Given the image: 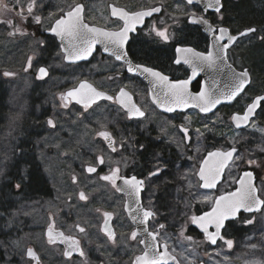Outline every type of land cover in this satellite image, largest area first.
<instances>
[{
	"label": "flooded vegetation",
	"instance_id": "flooded-vegetation-1",
	"mask_svg": "<svg viewBox=\"0 0 264 264\" xmlns=\"http://www.w3.org/2000/svg\"><path fill=\"white\" fill-rule=\"evenodd\" d=\"M98 1L102 2L103 0H90V4H100ZM3 2L7 4L8 10L0 9V21H3L0 22V40L3 43L4 49L3 60L6 61L8 59L5 63V68L13 70L1 73V83H14L18 80L17 78H25V81H30L34 87L39 88L43 86L46 91V97H48V94L54 96V101H56L59 106L61 105L59 99L60 93L77 87L79 83L87 80L80 81L74 87L72 86L70 88L64 86L59 88L58 91H55V85L51 81V78L55 76L54 73L61 70L66 71L67 68H70L72 65L67 64L66 60L62 58L63 53L59 47V41L50 34L47 29L54 26L55 21L64 17L66 12L76 4L84 5V21L87 24L114 32L120 31L124 23L120 19H113L111 17V6L123 9L129 14L159 8V12H154L151 17L146 18L142 26L136 29V33L130 35V40L126 45V49L128 50V58L134 65L140 64L143 67H149L155 71H159L162 75L167 76L173 83L190 78L189 68L182 62L177 64L176 60L179 59L183 61L185 55L191 54L177 51V49H192L194 52H201L204 54H207V52L211 50L213 34L208 32L204 25L193 24L191 22V13H195L197 17L203 16L213 27H224L228 29V36H238L239 33L247 30L242 29L243 23L241 20L232 17L230 7L233 4L232 0H221L223 7L220 13L205 8V6H202L199 2L189 5L187 0H108L107 9L110 27L88 22L86 16L88 13L89 0H78L74 4H72V0H37L35 13L41 16V24H36L31 17H28L26 20L21 19V15L17 11L16 0H3ZM29 2L30 0H20V5L26 6ZM24 15H27L26 8ZM221 16L222 19H220ZM8 21H11V24L7 23ZM16 29H19V31H15ZM165 29H167L168 34L167 40H164L156 34L157 31H163ZM14 31L15 35H11L10 33ZM215 35L218 36L219 32H216ZM40 40H44L45 44L40 45L38 43ZM246 40L247 37L238 39L235 45L227 50L228 62L239 72L245 70L249 71L245 65L247 62ZM222 43L228 44V41L223 40ZM30 58L31 67H28ZM98 58L110 68L107 73V81L110 83H118L115 84L116 91L106 92L99 89V87L91 82H87L92 84L100 92L112 96L114 100L121 89L128 91L132 95L135 104L141 108L145 115L142 118H129L127 112L120 107L117 102H114V100L101 101L90 107L87 111H84L83 107L75 105L72 102L69 104L68 108L60 106L64 111L74 109L80 113H89L95 107H103L106 108V110H112L109 118V128L99 131H109L115 139L116 147V151H112L108 142L97 135L99 132L97 131L95 134V147L92 144H87V146L84 145L79 148L78 152L76 149L72 155L66 158V162L72 164L70 172L75 175V179L72 180V194L70 193L67 198L68 207L71 209L70 213L74 215L80 208H84L79 214L84 218L87 226L90 227L98 223L97 227L100 229V232L111 244H114L113 241L103 231L106 220L104 213H111L112 218L109 221L115 235V220L117 218V213L118 215L120 214V216L123 215L129 223L131 238V234L135 232L136 228L131 223L126 213V195L123 191H117V188L113 187L109 181L101 179L102 176L110 175L111 169L119 167L121 179L116 181V185L124 189L125 192L130 193L124 185V179H131L135 176L137 179L144 180L143 189L141 190V204L145 211L154 213L149 221V231L157 236L159 245H165V242L161 240V234L164 230V232H166V226L175 225V228L171 229L172 232H177L175 235H180V238L184 242L190 243L197 248L212 247V249H214L220 247L225 253H230L231 249L235 247L236 241L234 238L237 237L239 230L245 229L247 226L241 221L249 217H255V215H240L239 219L235 222L228 223L231 227L223 230L222 235H224L225 239L233 241L232 248H228L224 241L220 239L215 246L209 245L207 239L194 229L190 219L192 215L199 216L209 211L213 206L212 202L210 208L202 210V212L199 213L197 201L200 194L214 195V201L218 196L232 192L236 187L235 182L230 190L220 192L222 185L226 182V174L229 168L224 175L223 182L217 190L205 191L201 187L199 179L201 164L208 153L218 149H207L203 154H199L200 142L198 134L195 132L198 126V116H208L201 115L197 111H188L186 113L177 112L173 114L160 112L151 102L149 89L146 83L140 78L127 73V65L124 62L106 56L100 50L96 51L90 61L80 65L88 66ZM40 67H46L48 69L49 75L44 79L37 78L38 69ZM5 73H11L12 75H5ZM197 81L199 83H197ZM201 85L202 78H198L191 85L192 93H199ZM248 89L240 98L247 93ZM240 98L230 106L221 107L212 115H220L225 121L224 124L230 128L232 123L231 113L228 111H231L232 106L235 105ZM142 99L148 101L146 102L151 110H146V108L143 107L141 103ZM49 102L52 103V101ZM244 110L234 112V114H241ZM108 112L109 111H107V113ZM193 112L197 113L198 116L190 119L189 117ZM234 114H232V116ZM91 125L94 131L95 128H97V121L92 122ZM181 128H186L188 130V137L190 139L185 138L184 133L180 130ZM213 141H215L214 137L206 142L209 143ZM204 147L208 148L210 145L207 146L205 143ZM101 156L104 157L103 164H100L98 160V157ZM157 165L163 170L158 176L150 177V171ZM89 166L96 167V172H88L87 169ZM36 167L38 168L37 170L41 172V166L37 165ZM238 179L236 181H238ZM258 182L257 179V185ZM77 185H80L81 188H76ZM83 189L85 192L82 191ZM81 192L87 197L86 200L80 199ZM50 195L49 192L48 196L40 197L39 194H35V197L37 202L41 201L43 203L46 200L51 202L55 196L54 193L52 196ZM103 197H106V199L110 201L113 212L105 207L107 204L104 205ZM174 216L178 217H176V220H178L176 223L172 220ZM160 224H163L164 227L160 228ZM49 227H52L53 230H61L66 236L79 240L80 248L83 252L85 245L88 244V239L84 240L74 235H67L62 229L57 227L54 218L50 215L46 227L42 229L44 230L47 247L52 248L53 252L57 253V256H46L33 248H28L36 252L39 257V264H68L73 259H82L86 262L94 259L93 256L87 254V252H84V256L79 255L71 257V259L66 258L64 255L66 251L65 247L50 244L48 242L46 232ZM82 233L86 235L85 231ZM188 237H191V240H189ZM133 241L139 242L141 246L142 240L140 237L136 236V239ZM169 252L175 256L170 250ZM13 263L37 264V261L30 260L26 256L25 261L18 260L15 262L13 261Z\"/></svg>",
	"mask_w": 264,
	"mask_h": 264
},
{
	"label": "rangeland",
	"instance_id": "rangeland-1",
	"mask_svg": "<svg viewBox=\"0 0 264 264\" xmlns=\"http://www.w3.org/2000/svg\"><path fill=\"white\" fill-rule=\"evenodd\" d=\"M77 1L72 0V4ZM250 2L262 4L264 7V0H250ZM99 3L90 4L89 0L87 20L92 24L110 27L108 0ZM246 41V49L259 47L258 36H248ZM2 44L0 40V173H2L0 174V264L25 261L28 248H33L46 256L56 257L57 253L47 247L42 229L46 227L50 215L54 218L57 227L67 235L88 239L84 252L92 255L94 259L88 262L73 259L68 264H134L136 257L142 253V248L139 242L131 240V229L125 216L117 213L116 242L111 244L100 232L98 223L87 226L86 221L79 214L84 208H80L72 215L67 204V198L70 193L72 194V180L75 179V175L70 172L72 164H68L66 158L76 149L78 152L84 145L92 144L95 147V134L101 129L109 128L112 110L95 107L89 113H80L74 109L64 111L54 101V96L48 94L46 97L43 86L34 87L30 81H25V78H17L14 83H1V73L13 70L5 68L8 59L3 60ZM248 60L249 58L246 61ZM109 70L108 65L98 58L88 66L77 65L67 68L66 71H56L51 81L55 85V91L64 86L74 87L80 81L87 80L101 90L115 92V84L118 83L107 81ZM263 89V85L259 82L255 85L254 81L252 82L247 93L233 106L235 108L228 111L231 113V122L232 114L237 108L244 110L258 96L257 94H262V91L264 93ZM257 90L262 91L259 93ZM146 101L141 100L143 107L151 110ZM196 116L198 114L193 112L189 118L193 119ZM198 117L195 132L200 142V155L211 148L228 150L235 145L239 149L227 171L226 182L220 192L230 190L240 173L245 168L252 167L253 164L247 163L249 159L260 160L262 163L259 169L260 182L261 177H264V152L260 151V148L264 147V105L252 122L255 127H248L244 131L235 130L232 123L228 128L220 115ZM49 119L55 122V128L48 125ZM94 121H97V128L93 131L91 124ZM213 137L215 141L206 142ZM204 142L210 147H204ZM37 165L41 166L42 177L49 186L50 196L54 193L55 197L51 202L47 200L43 203L37 202L34 192L27 186L30 174L39 173ZM17 183L21 185L19 189L15 187ZM78 187L80 185L76 188ZM82 191L85 192L84 189ZM48 194L43 192L40 197ZM103 198L104 205L107 204L105 207L113 212L110 201L106 197ZM214 198L211 194H200L197 201L199 213L210 208ZM176 217L172 219L174 223L178 221ZM254 218L253 224L239 230L237 237L234 238L235 247L230 253H225L220 247L197 248L184 242L180 235H175L177 232H172L171 229L175 228V225L166 226V232L165 230L162 232L161 240L167 244L181 264H260L264 262V212L255 215ZM80 227L85 229L86 235L79 231ZM253 245L256 247L253 248Z\"/></svg>",
	"mask_w": 264,
	"mask_h": 264
},
{
	"label": "snow or ice",
	"instance_id": "snow-or-ice-1",
	"mask_svg": "<svg viewBox=\"0 0 264 264\" xmlns=\"http://www.w3.org/2000/svg\"><path fill=\"white\" fill-rule=\"evenodd\" d=\"M189 5L196 3V0H187ZM17 11L21 15V19L26 20L31 17L36 24H41V16L35 13L37 7V0H30L26 6L20 5V0H16ZM205 8L214 9L216 13H220L223 7L221 0H207L204 5ZM26 8L27 15H24ZM0 9L8 10L7 4L0 0ZM159 8L151 9L150 11H142L133 14H129L124 11H117L115 8L112 10L114 16L119 17V19L124 21L123 28L118 32L107 31L95 27H89L88 24L84 22V5L76 4L70 10H68L64 17L59 18L55 21L54 26L47 29L54 37L58 38L60 41L59 47L63 53V59L67 60L69 63H76L78 61L87 60L92 56L93 52L96 51V45L101 44L104 47V51L108 52L110 55L114 56L118 61H124L127 65V71L134 74L145 75V78L152 77L155 80L156 87L161 89L160 96H153V101L158 103L160 107L163 108L165 112H173L176 108H188L195 107L199 108L201 112H209L219 103L221 100L231 101L236 98L245 88V86L250 83L249 73L245 70L240 73H235L233 71V85L231 90L228 92H219V85L213 82L212 90H209L207 82L204 85V90L199 91L198 94H193L189 91V85L199 74L200 66L204 65L208 68L217 69L220 64L226 62L227 48L235 43L236 36H228V29L224 27H213L207 19L203 16L197 17L195 13H191L193 24H201L206 27V30L213 34V39L215 41L214 47L218 48V53L209 51L207 54L201 52H194L192 49H177V51L183 53H190L191 55H185L183 57V62L188 64L192 68L191 78L177 81L175 83L171 82L169 78L162 75L161 72L155 71L149 67H143L140 64L133 65L131 60L128 58V50L126 45L129 40V33L136 30V25L138 23H143V20L147 16H151L153 12H159ZM222 19V16L220 17ZM3 22V21H0ZM7 23L11 24V21ZM15 31H19L16 29ZM15 31L10 33L15 35ZM255 28H249L244 32L239 33L240 36H246L248 33L255 32ZM219 32L216 36L215 33ZM157 36L162 37L164 40L168 39L167 29L163 31H157ZM227 36L228 44L222 43V41ZM264 39V37H261ZM40 45H44L45 41H38ZM59 55V53H58ZM181 61L178 59L176 63L179 64ZM28 67H31V58L28 61ZM227 67L231 68L230 65ZM5 75H12L11 73H5ZM49 75L48 69L46 67H40L38 69V79H44ZM197 83H199L197 81ZM59 99L61 101V107L68 108L69 104L75 101L76 104L81 105L84 111H87L93 104L98 100H114L112 96H108L103 92L97 91L91 84L87 81H83L78 87L67 90L66 92L59 94ZM264 101V96L256 98L248 107L246 114L242 117L237 115L234 117L236 121V126L239 128L244 127H255L251 123V118L255 115L256 109L261 106V102ZM114 102H118L124 109H126L129 118H142L145 113L132 102V97L130 93L121 89L118 96L115 98ZM50 127L55 128L56 124L52 119L47 121ZM186 139L188 137V130L186 128L180 129ZM199 132V129H197ZM105 141L108 142L109 147L112 151H116L115 139L109 131H99L97 133ZM235 145L231 147L230 150L223 151L217 150L208 153V158L204 160V167L199 169V178L203 182L202 187L206 189L215 188L216 184L220 181L224 169L228 167L229 163L233 161L235 154L237 152ZM261 152H264V147L260 148ZM242 158V157H241ZM99 163H104V157H98ZM213 161L210 165L209 162ZM249 165L256 164L259 167L257 161L249 159L247 161ZM96 167L89 166L87 171L92 173L96 172ZM163 169L157 165L154 167L149 176H158ZM110 175L102 176L101 179L109 181L113 187L117 188V191H123L117 187L116 181L121 179L119 175V167L111 169ZM2 174V173H0ZM26 178V177H24ZM124 185L130 191V194H134L137 198L140 191L143 189L144 180L137 179L133 176L131 179H124ZM239 184V188L227 195H220L218 199L213 201L214 207L210 212L205 213L202 216L192 215L190 217L191 222L197 225L202 231L207 235L208 240L215 244L217 239L223 240L228 248L233 247V241L230 239H225L224 235L221 234L222 230H226L231 225L227 222L230 220H235L244 211L246 213H262L264 212V177H261L259 185H257L256 177L252 171H245L243 176L235 181ZM17 189L21 187L20 183L15 185ZM80 199L86 200L87 197L83 192L80 193ZM207 199V197H206ZM138 207H139V202ZM143 211V216L140 219L141 223H145L149 217H152L154 213L151 211ZM105 220V232L109 238L116 242L115 233L108 227V221L112 218L111 213H104ZM255 222L254 217H249L243 221L245 225H250ZM214 226L215 231L209 232V226ZM160 228L164 225L160 224ZM80 232H84L83 227L79 228ZM183 234V233H181ZM48 242L50 244L55 243L57 240L60 242H68V250L64 252V255L71 259L73 252H78L80 256H84L83 250L80 248L79 240L73 239L72 237H64L63 233L53 234L52 227L48 229ZM153 240V249L157 246L155 244L156 235L149 233ZM131 239H136V233L131 234ZM191 240V237H188ZM256 246L253 245V248ZM26 255L37 261L39 264V257L35 254L32 249L26 250ZM168 252L167 244L164 245V252L160 254L159 252L153 251L152 255H149L148 251H145L143 255L136 257L135 264H168L167 262ZM264 264V262H260Z\"/></svg>",
	"mask_w": 264,
	"mask_h": 264
},
{
	"label": "water",
	"instance_id": "water-1",
	"mask_svg": "<svg viewBox=\"0 0 264 264\" xmlns=\"http://www.w3.org/2000/svg\"><path fill=\"white\" fill-rule=\"evenodd\" d=\"M196 2H199L202 6H204L206 3H207V1H202V0H196ZM113 8H115L118 12L119 11H124V12H126L125 10H123V9H120V8H116V7H114V6H111V17L113 18V19H119V17H118V15L117 16H114L113 14H112V10H113ZM209 10H211V11H214V9H211V8H208ZM154 13V12H153ZM153 13H152V15H153ZM151 15V16H152ZM83 16H84V12H83ZM151 16H147V17H145L144 18V20L146 19V18H149V17H151ZM121 20V19H120ZM143 20V21H144ZM121 21H123V20H121ZM85 22V21H84ZM123 23H124V21H123ZM87 24V23H86ZM142 24L143 23H138L137 25H136V29L137 28H139V27H141L142 26ZM89 27H95V28H99V29H103V30H106V29H104V28H101V27H97V26H90L89 25ZM107 31H109V30H107ZM114 32V31H113ZM256 32V31H255ZM255 32H251V33H248V35H246V36H240V35H238V36H236L237 37V39H236V41H235V43L238 41V39H240V38H243V37H247V36H250L251 34H253V33H255ZM136 33V30L134 31V32H130L129 33V40H130V35L131 34H135ZM51 34V33H50ZM57 40L59 41V39L57 38ZM129 40H128V42H129ZM224 40H227L228 41V39H227V36L225 37V39ZM59 43H60V41H59ZM214 39H213V42H212V46H211V50L210 51H213V52H217L218 53V48L217 47H214ZM235 43H232L228 48H227V50L228 49H230L231 47H233L234 45H235ZM126 47V46H125ZM97 50H100L104 55H106V56H110V57H113V58H115L114 56H112V55H110L108 52H105L104 51V47H103V45H101V44H97L96 45V51ZM96 51L95 52H93V54H92V56H90L87 60H83V61H78V62H76V63H69L67 60H66V63L67 64H70V65H79V64H83V63H86V62H88V61H90L91 59H92V57L94 56V54L96 53ZM118 61V60H117ZM121 62H124V61H121ZM184 65H186L188 68H189V70H190V78H191V74H192V68L188 65V64H185L183 61H181ZM133 64V63H132ZM134 65V64H133ZM227 65H230L231 66V68H229V67H227ZM233 71L235 72V73H240L239 71H237L229 62H228V60H227V54H226V62L225 63H222V64H220L219 65V67L217 68V69H212V68H208L207 66H200V69H199V74H198V76L196 77V79L195 80H193L192 81V83L189 85V91H191V85L198 79V78H202V85H201V88H200V91H203L204 90V85H205V83L207 82V84H208V86H209V90H212V88H213V82L215 81V83L216 84H218L219 85V89H218V91L219 92H228V91H230L231 90V87H232V85H233V78H232V73H233ZM248 73H249V71H247ZM127 73H129V74H131V75H134V76H136V77H138V78H140L141 80H143L145 83H146V85H147V87H148V89H149V95H150V99H151V102L153 103V105L160 111V112H162V113H165V114H173V113H177V112H179V113H186V112H188V111H191V110H195V111H197V112H199L200 114H202V115H212V114H214V113H216L217 111H218V109L219 108H221V107H223V106H230V105H232L240 96H242L245 92H246V90L250 87V85H251V75H250V73H249V79H250V83H248L246 86H245V88H244V90L238 95V96H236V98L235 99H233V100H231V101H227V100H224V99H222L221 100V103H219V104H217L216 106H215V108H213L211 111H209V112H207V113H205V112H201L200 110H199V108H195V107H188V108H183V109H181V108H176V110L175 111H173V112H165L164 110H163V108L162 107H160L159 105H158V103H156V102H154L153 101V96H160L161 95V89L159 88V87H156V84H155V80H154V78H152V77H147V78H145V76H146V74L145 75H139V74H134V73H130V72H128L127 71ZM89 83V82H88ZM80 84V83H79ZM79 84H78V86H79ZM90 84V83H89ZM92 85V84H91ZM77 86V87H78ZM93 86V85H92ZM94 87V86H93ZM95 88V87H94ZM96 89V88H95ZM97 90V89H96ZM97 91H99V90H97ZM126 91V90H125ZM128 92V91H127ZM192 92V91H191ZM129 93V92H128ZM194 94V93H193ZM198 94V93H197ZM107 95V94H106ZM131 95V94H130ZM195 95V94H194ZM109 96V95H108ZM262 96H264V95H260V96H257V97H255L252 101H251V103L256 99V98H258V97H262ZM131 97H132V95H131ZM101 101H104L103 99H101V100H98L95 104H93L92 106H94V105H96V104H98V103H100ZM108 101H110V100H108ZM132 102L133 103H135L134 102V100H133V97H132ZM73 104H75V105H78V104H76L75 103V101H73L72 102ZM118 103V102H117ZM250 103V104H251ZM264 103V101H262L261 102V106L260 107H258L257 109H256V112H255V115L251 118V123L256 119V117H257V115H258V113L260 112V110H261V107H262V104ZM249 104V105H250ZM118 105L120 106V107H122L119 103H118ZM248 105V106H249ZM78 106H80V107H82L81 105H78ZM91 106V107H92ZM247 106V107H248ZM247 107H246V109L244 110V112L242 113V114H234L233 115V117H232V125H233V128L235 129V130H237V131H244V130H246L248 127H244V126H241V127H237L236 126V121L234 120V117L235 116H237V115H239V116H243V115H245L246 114V111H247ZM123 108V107H122ZM124 109V108H123ZM125 111H126V109H124ZM135 118V117H134ZM228 150H230V149H228ZM238 150V149H237ZM214 151H217V150H214ZM224 151V150H223ZM227 151V150H226ZM213 152V151H212ZM237 154H238V151L236 152V154H235V157H234V159H233V161L232 162H230L229 163V165H228V167H226L225 169H224V172H223V175H222V177H221V179H220V181L216 184V187L215 188H210V189H206V188H203L202 187V181L200 180V182H201V187H202V189L203 190H205V191H214V190H217L218 189V187L221 185V183L223 182V178H224V175H225V173H226V171H227V169L233 164V162H234V160H235V158H236V156H237ZM208 158V154H207V156L205 157V159H207ZM204 159V160H205ZM204 162V161H203ZM202 162V164H201V167H204V163ZM213 163V161H210L209 162V164L211 165ZM245 171H252L251 169H248V170H245ZM245 171H243V172H241V174H240V176H239V179L243 176V174H244V172ZM253 173H254V171H252ZM254 175H255V173H254ZM255 177H256V175H255ZM200 179V178H199ZM238 179V180H239ZM256 182H257V178H256ZM239 188V184L238 183H236V187H235V189L232 191V192H234V191H236L237 189ZM123 193L126 195V198H127V204H126V213H127V216H128V218H129V220L131 221V223L135 226V228H136V230H135V233H136V236H138V237H140L141 238V246H142V249H143V253L141 254V255H143L144 254V252L145 251H148L149 252V255H152L153 254V251H156V252H159L160 254H163V252H164V244L163 245H159V243H158V241H157V236H156V240H155V244H156V248L155 249H153V240H152V236L151 235H149V233H151L150 231H149V221H150V219L152 218V217H149L148 219H147V221L145 222V223H141L140 222V219H141V217L143 216V211H141V209L142 210H144L143 209V207H142V204H141V191H140V193H139V196H138V198L134 195V194H130V193H128V192H125L124 190H123ZM229 193H231V192H229ZM229 193H226V194H222V195H227V194H229ZM219 198V196L217 197V199ZM137 201L139 202V207H138V203H137ZM214 207V204H213V206H212V208ZM212 208L209 210V211H207V212H210L211 210H212ZM145 211V210H144ZM207 212H204L203 214H201V215H199V216H202V215H204L205 213H207ZM257 214H259V213H246V212H244V211H241V213L239 214V216L237 217V219H239V217H240V215H257ZM237 219H235V220H230V221H228L227 222V224L228 223H232V222H235ZM108 227L112 230V228H111V224H110V221H108ZM193 227H194V229H196L201 235H203L206 239H207V242L209 243V245H211V246H215L216 244H217V242H218V240L219 239H217V241H216V243L215 244H212L209 240H208V238H207V235L202 231V229H200L197 225H195V224H193ZM104 228H105V226L103 227V231L105 232V230H104ZM113 231V230H112ZM208 231L209 232H214L215 231V228H214V226H209V229H208ZM222 232H223V230H222ZM222 232H221V234H222ZM47 233H48V230H47V232H46V238L48 239V235H47ZM58 233H63L61 230H53V234L54 235H56V234H58ZM106 233V232H105ZM153 234V233H152ZM63 235H64V237H68V236H66L64 233H63ZM53 244H55V245H61V246H63V247H65V249L66 250H68V242H60V240H57L55 243H53ZM33 250V249H32ZM34 251V250H33ZM35 252V251H34ZM167 252H168V257H167V262H168V264H180V262H179V260H178V258L177 257H175V256H173L170 252H169V250H168V248H167ZM35 254H36V252H35ZM37 255V254H36ZM140 255V256H141ZM27 256V255H26ZM38 256V255H37ZM74 256H79V253L78 252H73L72 253V257H74ZM27 258L28 259H30L28 256H27ZM66 258H68V257H66ZM30 260H32V259H30ZM33 261H35V260H33ZM36 262V261H35Z\"/></svg>",
	"mask_w": 264,
	"mask_h": 264
},
{
	"label": "trees",
	"instance_id": "trees-1",
	"mask_svg": "<svg viewBox=\"0 0 264 264\" xmlns=\"http://www.w3.org/2000/svg\"><path fill=\"white\" fill-rule=\"evenodd\" d=\"M233 4L231 7V15L234 18L241 20L242 29L255 28V34L251 36H258V48L247 49V59L246 67L249 69L252 79L255 83L259 82L263 85L264 88V7L262 4H251L250 0H232ZM235 2V3H234ZM264 5V4H263ZM251 63V64H249ZM264 90V89H263ZM258 91V90H257ZM262 90H259L260 93ZM264 95L263 91L262 94ZM264 105V103H263ZM234 106V105H233ZM232 108H235L233 107ZM263 107V106H262ZM242 108H237L235 112H240ZM234 114V113H233ZM239 150V149H238ZM259 167L252 165L251 169L255 172L257 179L261 176L260 174V164L261 161L257 160ZM263 167H261L262 169ZM246 169V168H245ZM39 171V170H38ZM40 172V171H39ZM27 186L34 194L41 195L43 192L49 193V186L46 184V181L43 179L41 172L40 173H31L29 176Z\"/></svg>",
	"mask_w": 264,
	"mask_h": 264
}]
</instances>
